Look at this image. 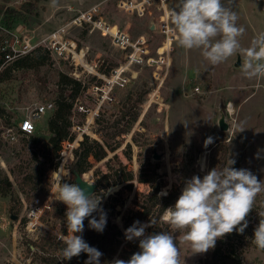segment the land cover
I'll use <instances>...</instances> for the list:
<instances>
[{
  "label": "rangeland",
  "instance_id": "1",
  "mask_svg": "<svg viewBox=\"0 0 264 264\" xmlns=\"http://www.w3.org/2000/svg\"><path fill=\"white\" fill-rule=\"evenodd\" d=\"M25 1L34 5L33 11L24 14L25 22H15L13 27L20 25L18 31H24L30 43H35L30 55L38 56L41 64L38 68H17L12 65L13 60L6 63L11 70L6 80L0 82V106L5 108L9 120L0 130L2 126L11 127L14 138L1 140L0 175L7 173L9 179H13L8 169L21 155L23 135L19 133L18 121L35 106L51 102L52 110L35 119L34 134L48 137L46 122L54 109L59 72L80 80L87 90L73 102L70 116L75 139L70 145L65 142L59 157L54 159L57 166L51 173L46 197L29 201L21 195L18 215L9 212L6 198L8 213L17 216L14 222L18 245L16 253L8 254L5 264H40V250L28 249L25 240L39 242L41 238L61 236L62 230L67 229L62 202L55 200L56 192L52 197L49 193L61 173H68L61 182L72 184L73 174L69 167L72 149L83 135H87L90 142L101 145L104 153L102 157L90 158L82 171V174L87 173L86 180L95 182L98 175L109 171L133 174L131 180H120L94 192L101 197L99 207L106 213V222L114 223L124 234V218L131 216L130 211L141 209L136 200H142V195L151 190L149 182L144 181L151 170L149 165L157 163V181L162 185L157 195L176 192L166 208L174 206L187 180L193 176L203 178L213 168L225 167L229 159L235 162L232 167L247 169L264 181V78L244 77L241 55L213 66L204 60L200 50H184L175 40L170 51L165 52L169 49L170 38L162 45L168 34L162 32L160 17L167 10L164 16L167 19L168 11L177 8L178 0H166L165 5L151 0L142 16L134 9L120 7V2L133 3L136 8L143 0H0V25H3V13L7 9L19 11ZM231 7L239 17L238 26L245 29L239 39L246 49L264 32V0H231ZM88 13L92 14L90 21H82L80 25L74 23L75 17ZM168 25L172 29L169 22ZM117 32L118 36L111 37ZM238 57L240 65L235 66ZM85 69L94 70V73L88 74ZM230 103L232 113L226 111ZM135 112L137 118L130 123L128 117ZM221 112L228 123L225 131L218 128ZM123 113L127 116L122 117ZM128 125L130 129L122 132ZM241 128L243 130L239 131ZM221 133L225 135V159L222 158ZM104 137L111 143H119L118 147L109 150L103 143ZM209 137L212 142L206 146ZM154 152L159 154V159L153 158ZM165 153L168 158L160 159ZM97 169L101 173H97ZM113 185L119 187L114 190ZM47 199L49 208L37 211L35 201L38 200L41 208ZM56 206L64 211L59 216L53 213ZM31 210H35L33 214ZM261 212H264V193L257 196L246 217L255 228L264 218L259 215ZM93 213L99 220L100 212ZM162 215L163 212L156 224L145 228V235L153 234V229L157 232L170 230L168 225L159 222L163 221ZM149 222L150 218L140 221L143 225ZM178 235L174 234L181 264H198L211 250L192 254L187 245L179 243ZM253 235L254 230L249 228L230 241L241 264H264V250L252 243ZM140 239L135 238L134 242L125 239L109 264L120 259L118 253L123 245L127 246V251L122 260H129L140 251Z\"/></svg>",
  "mask_w": 264,
  "mask_h": 264
},
{
  "label": "clouds",
  "instance_id": "2",
  "mask_svg": "<svg viewBox=\"0 0 264 264\" xmlns=\"http://www.w3.org/2000/svg\"><path fill=\"white\" fill-rule=\"evenodd\" d=\"M239 17L232 10L231 0H178L177 8L167 13L172 34L177 45L184 50H200L210 65H219L234 55H241V71L248 79L264 78V32L259 33L248 48H242L240 37L245 29L238 26ZM241 128L239 131H242ZM212 142L209 137L205 145ZM235 162L218 169L213 168L203 178L193 176L186 181L174 206L163 211L162 220L170 230L145 235L146 225L139 221L125 230V238L139 240L140 251L127 261L116 259L113 264H181L179 243L187 245L192 254H203L214 249L218 239L248 227L246 217L254 207L258 195L264 193V181L258 180L247 169L232 167ZM68 175V173H67ZM57 179L56 200L67 206L65 213L67 233L59 239L65 245L61 251L64 261L86 253L85 264H100L102 253L89 246L81 235L84 221L93 212H100L99 220L89 219V226L102 232L106 225V213L99 207L101 197L89 193L93 185L83 180L86 187L77 183H62ZM166 195V193H164ZM264 217V212L259 213ZM252 243L264 250V218L254 230Z\"/></svg>",
  "mask_w": 264,
  "mask_h": 264
},
{
  "label": "trees",
  "instance_id": "3",
  "mask_svg": "<svg viewBox=\"0 0 264 264\" xmlns=\"http://www.w3.org/2000/svg\"><path fill=\"white\" fill-rule=\"evenodd\" d=\"M34 5L30 1H25L21 4L20 10L15 11L13 9H7L3 14L2 23L7 29H11L15 22H25L27 20L24 14L32 13ZM1 10V8H0ZM13 15V16H12ZM32 52V51H31ZM30 53L20 55L13 59L12 65L17 68L33 67L38 68L41 61L38 56L32 57ZM10 64V63H8ZM11 67L4 63V52L0 50V82H3L8 77ZM57 90L54 99V109L46 122V129L48 137L45 138L38 134H23L21 135L22 146L21 155L13 162L9 167V172L13 176L10 180L7 173L0 175V197L8 198L10 204L9 212H13L18 215L21 209V195H23L29 201L33 198L44 199L49 192L51 186V173L55 170L57 163L55 158L59 157L60 152L63 149L65 142H72L75 139V133L71 131L73 125L71 121V112L73 102L78 99L86 90V84H82L80 80L72 79L65 73L59 72L57 75ZM65 85V87H63ZM5 108L0 106V126L8 125L9 118L5 116ZM127 113H123L122 117L127 116ZM7 115V114H6ZM84 116V113H81ZM129 118V122L132 123L137 118V113ZM98 120V119H97ZM129 123V124H130ZM130 129V125L126 127V132ZM19 133H21L19 131ZM22 134V133H21ZM118 133H116L117 135ZM223 142L221 149L223 151L222 158L226 156V144L224 142L225 135L221 133ZM27 135V136H26ZM105 138V137H104ZM81 139V135L79 136ZM104 145L111 151L118 147L119 143H111L108 139L103 140ZM3 142L0 139V147ZM94 155L104 156L103 147L97 143L89 141L87 135H83V138L79 141L77 147L72 149V157L70 162V169L76 170L78 173H82L86 167L90 158ZM223 162L224 161H220ZM222 163V165H223ZM151 170L146 173L147 178L144 180L150 184V192L142 195V200H136L141 209L137 211H130L131 216H127L123 221V228L126 230L131 227L134 222L141 221L146 218L150 220H159L161 213L164 209L170 205L175 191H171L167 195H157L160 183L157 181V163L149 165ZM101 173L97 169V173ZM133 174L129 172H103L98 175L95 183V191L102 187H107L110 184H116L117 181L131 180ZM83 178H87V173H83ZM143 181V180H142ZM71 183H75L71 180ZM114 190L119 185H113ZM64 212L60 206L53 208V213L57 216ZM63 214V213H62ZM65 215V213L63 214ZM95 217L94 213L88 219L84 221V230L82 232L83 239L91 247L96 248L102 253L100 257V264H109L113 257L115 250L120 247L122 242L126 239L125 234L121 228L110 221L106 222L104 230L97 232L89 226V219ZM161 224L167 225L163 221H159ZM248 227L244 232L251 228L255 230V227L247 220ZM159 224V223H158ZM67 229L62 230V234H66ZM159 233L153 229V234ZM242 233L233 231L231 234L225 235L223 238L218 239L214 249H211L207 255L200 258L198 264H241L240 260L234 255L233 244L230 242L234 238L240 236ZM133 242L135 239L132 240ZM28 249L34 247L40 250L39 262L40 264H85L88 259L86 253H81L77 257H73L69 261H64L61 255V251L64 248V244L61 239L52 237L49 239L41 238L39 242L26 239L25 240ZM127 246L123 245L118 253V257L122 259Z\"/></svg>",
  "mask_w": 264,
  "mask_h": 264
},
{
  "label": "built area",
  "instance_id": "4",
  "mask_svg": "<svg viewBox=\"0 0 264 264\" xmlns=\"http://www.w3.org/2000/svg\"><path fill=\"white\" fill-rule=\"evenodd\" d=\"M149 1L151 2V0H143V2H146V3L140 2V4L135 6L136 8H133V6H134L133 3L120 2V7H123L125 10L134 9V10H136L138 15L142 16L144 14V10L146 9V6L150 5ZM159 1H160V3H163V5H165V1L166 0H159ZM166 11L167 10H165L164 14H162L161 17H160V20L163 22V25H162L163 31L162 32L165 33L166 35L168 34L167 37L163 40L162 45L164 44L165 41H167L168 38H170L169 49L166 50L165 52L170 51V49L172 48L173 41L175 40L174 35L170 32L172 30L169 28L168 20L164 18ZM93 12H95V11H93ZM91 17H92L91 13H88L87 16L85 14L78 15L77 17L74 18L75 19L74 23L77 24V25H80V24H82V21L83 22L86 21V20L90 21ZM19 26L20 25H17L15 27H12L11 29H7L3 25H0V30L2 31L0 33V50L4 52V63H8V62L12 61L13 59H15L16 57H18L20 55H23V54H26L28 52H31V50H33V47H34L35 43L31 44L32 42L27 37V35L23 33L24 31H22V32L18 31V27ZM105 27H108V26L105 25ZM101 30H102V32L104 34H107L104 31L103 27H101ZM118 33L119 32H117L115 34V36H111L110 34L109 35L111 37L115 38L116 36H118ZM6 34H7V36H6ZM122 35L124 36V38L126 37L124 34H122ZM1 36H3V37H1ZM122 44L124 45V42H122ZM123 48H125V47L123 46ZM72 50L73 49L70 50V53H72ZM67 57H68V55H67ZM85 71L88 74L94 73V70L90 71V69H87V70L85 69ZM75 77L78 78L77 75H75ZM197 89L198 88L196 87V90ZM52 106H53V104L51 102H49V103L48 102L47 103H41V104L35 106V108L33 110H31V112L27 116L21 118L18 121L19 131L22 134H33L35 129H36L35 119L40 118L43 115H45L47 112L51 111L52 108H53ZM227 109H228V105L226 106V111L229 113V111ZM12 138H14L13 129L11 127H9V126H6V127L2 126L1 130H0V139L1 140H3V139L4 140H10ZM73 141L69 142V145L71 143H73ZM166 150H168V149L166 148ZM166 158H168V154L167 153L161 155V157H160V159H166ZM54 179H55V177H54ZM53 187H54L52 189L53 191L51 190V192L49 193V197H52L53 192H56L57 180L54 183ZM160 188H159V190L157 192L159 194H160V190H161ZM167 194H168V192H166V195ZM163 196H165V194H163ZM56 198H57V196L55 197V200H56ZM23 202H24V200H23ZM35 204H38V205H36L38 207L37 211L39 210L40 212L42 210H44L45 208H49L48 199L45 200L41 204L42 205L41 208L39 207L38 200L35 201ZM61 204L64 207L63 209L66 212L67 206L63 202ZM34 211L35 210H31L30 214H33ZM36 219H37V217H36ZM25 225H26V222H25ZM58 237H60V235H58L57 238Z\"/></svg>",
  "mask_w": 264,
  "mask_h": 264
},
{
  "label": "crops",
  "instance_id": "5",
  "mask_svg": "<svg viewBox=\"0 0 264 264\" xmlns=\"http://www.w3.org/2000/svg\"><path fill=\"white\" fill-rule=\"evenodd\" d=\"M10 216L7 199L0 197V264L8 262V254L17 251L16 223Z\"/></svg>",
  "mask_w": 264,
  "mask_h": 264
},
{
  "label": "water",
  "instance_id": "6",
  "mask_svg": "<svg viewBox=\"0 0 264 264\" xmlns=\"http://www.w3.org/2000/svg\"><path fill=\"white\" fill-rule=\"evenodd\" d=\"M240 65V61H239V57L236 60L235 66H239ZM218 128L220 131H225L228 128V123L226 122L225 119V115L223 112H221L219 118H218ZM153 158L154 159H159V154H157L156 152L153 153ZM71 173L73 174V181L77 184H79L81 187H86V185L84 184L83 180H86L85 178H83V175L78 173L76 170H71ZM83 179V180H82ZM90 182V181H88ZM93 183V185L91 186V188L89 189V193H94L95 192V188H96V183L95 182H90ZM10 218L12 220H16L17 216L16 215H11Z\"/></svg>",
  "mask_w": 264,
  "mask_h": 264
},
{
  "label": "bare ground",
  "instance_id": "7",
  "mask_svg": "<svg viewBox=\"0 0 264 264\" xmlns=\"http://www.w3.org/2000/svg\"><path fill=\"white\" fill-rule=\"evenodd\" d=\"M228 111H229V113H232V111H233V109H232V104L230 103L229 104V106H228V109H227ZM202 160V161H201ZM200 161H201V163L204 165V161H203V159H201ZM184 188V187H183Z\"/></svg>",
  "mask_w": 264,
  "mask_h": 264
}]
</instances>
